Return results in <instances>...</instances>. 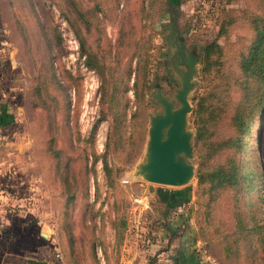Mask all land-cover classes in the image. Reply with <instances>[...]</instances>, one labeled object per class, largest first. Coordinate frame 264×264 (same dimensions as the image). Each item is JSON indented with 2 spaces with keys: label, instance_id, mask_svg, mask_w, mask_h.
Returning <instances> with one entry per match:
<instances>
[{
  "label": "rangeland",
  "instance_id": "1",
  "mask_svg": "<svg viewBox=\"0 0 264 264\" xmlns=\"http://www.w3.org/2000/svg\"><path fill=\"white\" fill-rule=\"evenodd\" d=\"M55 1L0 0V97L11 101L14 109L10 122L5 123L7 128L0 131V207L5 219L11 220L0 228V240L18 245L19 253L36 251L37 243L42 244L40 252L48 264H136L162 223L164 204L159 193L189 186L192 203L180 209L186 213L194 206L196 222L202 228L208 226L203 207L207 196L197 186L192 151L187 161L193 164L194 174L184 186L150 183L135 173L144 160L149 117L162 112L152 94L159 90L173 108L178 107L174 94L179 79L162 61L173 47L171 24L176 22L184 49L196 45L201 54L207 43L216 40L223 47L221 70L237 74L239 47L248 42L251 33L248 14L263 6L264 0H172L176 13L161 10L160 0H154L153 6L159 9L154 19H148L149 15L145 19L139 12L140 6L148 8L147 0H78L83 9H96L101 21L88 30L77 22L98 55L109 59L115 55V47L122 48L118 41L121 30L122 42L129 31L132 36L148 38L146 89L139 113L132 88L134 73L126 77L120 70L113 71L101 82L96 70L86 64L79 39ZM221 21L224 35L217 37ZM109 61L110 68L116 69L117 63ZM123 63L118 67L125 69ZM49 64L55 79L41 89L40 99L44 100L38 104L42 108L32 106L36 79L49 76ZM134 66L135 59L131 70ZM200 66L199 57L191 80L194 86L187 95L192 107L193 97L205 84L199 77ZM113 83L116 103L109 108L107 92ZM34 96V101L40 100ZM190 114L186 129L193 132V138ZM103 159L109 174L103 170ZM252 159L249 186L224 189L213 202V219L223 226H229L234 195L245 204L244 209L264 211V145L260 153L252 151ZM200 237L202 254L213 255L220 264H264L261 254L243 252L227 257L219 241L204 242V235ZM235 248L242 251L239 243Z\"/></svg>",
  "mask_w": 264,
  "mask_h": 264
},
{
  "label": "trees",
  "instance_id": "2",
  "mask_svg": "<svg viewBox=\"0 0 264 264\" xmlns=\"http://www.w3.org/2000/svg\"><path fill=\"white\" fill-rule=\"evenodd\" d=\"M114 1L117 2V0ZM153 3L154 0H147V9L140 6L139 12L143 18L146 19L149 15L148 19H154L159 13V9L156 10ZM55 6L75 32L79 39L80 53L85 56L86 64L96 70L101 82L106 81L108 79L106 76L113 71L120 70V75L126 73V77L131 71L134 73L132 88L137 99V113L141 112L142 97L146 89L144 81L147 75L148 38L143 40L141 36H132V32L129 31L126 41L122 42L121 30L118 41L121 43L119 48H122L118 50L115 47V55L109 58L117 63V68L113 70L106 56L98 55L93 51L80 33L77 24L81 21L85 30H88L92 24H95L97 28L101 21L96 9L85 10L78 0H58V2L55 1ZM173 6L176 5L172 0L158 1V8L161 7V10L163 7L168 8L176 13ZM248 20L251 33L248 42L239 47L240 51L236 60L237 74L221 70L224 63L223 47L216 40L207 43L201 49L199 77L205 84L202 85V92L195 98L193 97L190 114L195 132L191 141V151L196 162V183L200 188V194L207 196L203 207L204 221L208 226L207 229L202 228L201 223H197L194 219L195 225L197 224V235L200 239V235H204L202 239L204 242L206 240L219 241L227 257H237L243 252L250 256H255V254L264 256L263 210L262 215L258 210L244 209L245 204H240L239 198L234 195L231 201L229 226H223V222L215 221L212 216L213 202L224 189L238 190L242 185L245 188L249 186V176L251 174L252 177L254 171L252 151L260 153L259 138L264 125V5L257 11H251L248 14ZM219 26L217 37L224 35L223 21ZM134 59L135 66L131 70V63ZM120 62H124L125 69L118 67ZM49 71L48 77L43 75L36 79L35 94L31 99L32 106L42 108L38 104L43 103L44 100V98L40 99L41 89L44 88V83L55 79L50 64ZM34 95L40 100L34 101ZM107 95V104L111 108V103H116L114 83ZM255 125H257L256 129ZM253 137H255V142L247 140ZM102 167L109 174L110 167L105 159L102 161ZM189 198V186L170 190L169 193L167 191L159 193V199L164 204L161 215L164 216L168 210L186 204ZM190 214H192L191 208L184 215L189 216ZM179 220L184 221L181 216ZM237 243L242 247V251L235 248ZM243 247H245L244 251ZM222 261L224 263V259ZM217 262L220 264L218 260Z\"/></svg>",
  "mask_w": 264,
  "mask_h": 264
},
{
  "label": "water",
  "instance_id": "3",
  "mask_svg": "<svg viewBox=\"0 0 264 264\" xmlns=\"http://www.w3.org/2000/svg\"><path fill=\"white\" fill-rule=\"evenodd\" d=\"M171 29L174 31L171 40L173 47L162 61L170 74L179 79V88L174 94L178 107L173 108L159 90L152 94L153 100L161 105L162 112L149 117L144 160L138 163L135 173L150 183L178 187L186 185L194 174L193 164L187 161L192 157L193 135L192 131L186 129L187 114L192 110L187 95L194 86L191 80L200 50L196 45L184 49L183 37L178 35L174 23ZM263 134L264 125L259 138L260 149L264 145ZM40 235L45 239L49 237L44 232H40Z\"/></svg>",
  "mask_w": 264,
  "mask_h": 264
},
{
  "label": "crops",
  "instance_id": "4",
  "mask_svg": "<svg viewBox=\"0 0 264 264\" xmlns=\"http://www.w3.org/2000/svg\"><path fill=\"white\" fill-rule=\"evenodd\" d=\"M1 95L2 91H0ZM11 104V101L7 102L6 99L0 97V131L7 128L5 123L10 122L8 119L11 117L10 112H14ZM191 203L192 199L189 198L186 204ZM188 208L192 209V214L186 215L187 218L180 207H176L177 210L170 209L164 216H161L162 223L156 229L154 241L147 242L143 248L147 255L141 252L143 256H140L141 260H137L136 264H196L202 259L203 242L197 235L193 217L194 206ZM1 210L0 207V228H3L11 224V220H6ZM180 216L184 219L183 222H180ZM15 245L10 241L0 240V264H48L45 256L42 257V251L40 252V249L44 247L42 244L37 243L36 251L31 249L25 253H19L16 248L18 245L16 247ZM147 256H151L149 260L145 258Z\"/></svg>",
  "mask_w": 264,
  "mask_h": 264
},
{
  "label": "built area",
  "instance_id": "5",
  "mask_svg": "<svg viewBox=\"0 0 264 264\" xmlns=\"http://www.w3.org/2000/svg\"><path fill=\"white\" fill-rule=\"evenodd\" d=\"M56 256H60L58 253H56ZM196 264H218L217 260L215 257L209 255V254H204L202 259L198 261Z\"/></svg>",
  "mask_w": 264,
  "mask_h": 264
},
{
  "label": "flooded vegetation",
  "instance_id": "6",
  "mask_svg": "<svg viewBox=\"0 0 264 264\" xmlns=\"http://www.w3.org/2000/svg\"><path fill=\"white\" fill-rule=\"evenodd\" d=\"M173 23H175V21H173Z\"/></svg>",
  "mask_w": 264,
  "mask_h": 264
}]
</instances>
